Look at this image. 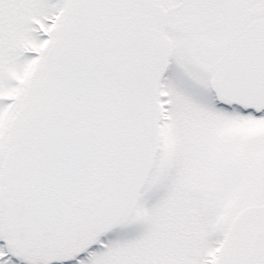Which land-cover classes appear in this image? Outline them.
Returning a JSON list of instances; mask_svg holds the SVG:
<instances>
[{
  "label": "snow or ice",
  "instance_id": "snow-or-ice-1",
  "mask_svg": "<svg viewBox=\"0 0 264 264\" xmlns=\"http://www.w3.org/2000/svg\"><path fill=\"white\" fill-rule=\"evenodd\" d=\"M0 264H264V0H0Z\"/></svg>",
  "mask_w": 264,
  "mask_h": 264
}]
</instances>
